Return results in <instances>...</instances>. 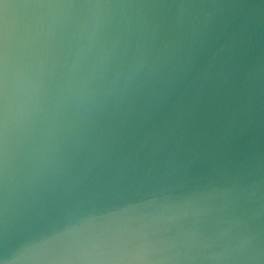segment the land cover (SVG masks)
<instances>
[{
  "label": "clouds",
  "instance_id": "1",
  "mask_svg": "<svg viewBox=\"0 0 264 264\" xmlns=\"http://www.w3.org/2000/svg\"><path fill=\"white\" fill-rule=\"evenodd\" d=\"M0 264H264V0H0Z\"/></svg>",
  "mask_w": 264,
  "mask_h": 264
}]
</instances>
